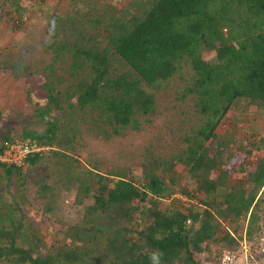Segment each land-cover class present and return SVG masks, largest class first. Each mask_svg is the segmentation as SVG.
<instances>
[{
  "label": "rangeland",
  "instance_id": "1",
  "mask_svg": "<svg viewBox=\"0 0 264 264\" xmlns=\"http://www.w3.org/2000/svg\"><path fill=\"white\" fill-rule=\"evenodd\" d=\"M130 1L0 0V145L12 136L40 134L49 146L12 172L0 164V227L10 231L19 228L16 244L35 256L72 248L81 252L80 259L63 264H108L103 236L97 243L78 230L109 219L107 215L97 217L88 209L95 202L99 174L109 176L107 181L121 173L140 189L145 188L149 172L165 180L164 195L136 198L124 218V237L132 246L139 238L138 231L150 222L151 209L179 206L187 211L198 204L194 208L203 211L208 205L209 197L198 189L191 161L186 159L187 138L204 121L196 109L195 95L185 93L194 75L189 64L161 85L147 87L154 93L156 108L138 115L137 128L127 126L114 133L104 125L98 132L92 116L69 108L76 98L71 95L74 83L82 72L73 68L72 52L55 50L54 41L63 40L64 29L83 20V14L92 8L113 6L119 13L121 9L135 13L144 6L143 0H137L135 6ZM97 35L102 37L99 32ZM215 54V50H203L205 58ZM47 82L55 89L57 104L48 100ZM217 134L205 142L210 156H217L219 163L211 177L220 183L224 194L240 188L249 191V173L264 158V106L239 101L221 119ZM178 194L199 202L186 205ZM218 194L213 196L222 203L224 197ZM261 201L262 197L256 205L260 217L253 227L252 210L239 217L217 212L220 229L207 237L200 229L201 217L187 237L196 259L202 264H217V250L234 247L244 237L257 251L264 244ZM229 231L236 234V241L224 237ZM7 246L9 237L0 232V247ZM15 261L14 255H0V264H31Z\"/></svg>",
  "mask_w": 264,
  "mask_h": 264
},
{
  "label": "trees",
  "instance_id": "2",
  "mask_svg": "<svg viewBox=\"0 0 264 264\" xmlns=\"http://www.w3.org/2000/svg\"><path fill=\"white\" fill-rule=\"evenodd\" d=\"M143 2L144 6L135 13L125 9L119 13L113 6L104 10L92 8L83 14V20L71 22L64 29L63 40L54 41L55 50L72 52V66L82 72L74 83L71 95L76 98L69 108L92 116L98 123V132L104 125L114 133L127 126L137 128L138 115L156 108L154 93L147 87L161 85L189 64L194 75L185 93L195 95L196 109L204 121L187 138L186 159L191 161L198 189L209 197L208 205L203 211L194 208L198 204L187 211L179 206L151 209L150 222L138 231L139 238L132 246L124 237V218L130 214L136 198L164 195L165 180L156 172H149L145 188L140 189L121 173L107 181L109 176L99 174L95 202L88 209L97 217L107 215L109 219L78 230L97 243L103 236L108 264H202L187 239L201 217L200 229L207 237H213L220 229L217 212L239 217L252 210L251 227L260 217L256 205L264 185V158L249 173V191L240 188L224 194L219 190L220 183L211 177L212 169L219 165L217 156H210L205 142L218 136V125L234 104L246 100L264 106V0ZM129 4L135 6L137 0ZM205 49L215 50V56L205 58ZM44 88L48 100L57 104L52 84L47 82ZM26 136L45 141L40 134ZM40 154H31L28 159ZM0 164L8 172L20 167L1 160ZM214 193L224 197L222 203H218ZM0 232L9 237V246L0 247V255L16 256L15 263L22 260L31 264H63L81 257V252L72 248L35 256L16 244L19 228L10 231L1 226ZM233 234L229 231L224 237L236 241Z\"/></svg>",
  "mask_w": 264,
  "mask_h": 264
},
{
  "label": "built area",
  "instance_id": "3",
  "mask_svg": "<svg viewBox=\"0 0 264 264\" xmlns=\"http://www.w3.org/2000/svg\"><path fill=\"white\" fill-rule=\"evenodd\" d=\"M49 146L38 138L30 136H12L0 145V160L9 164L22 166L31 154L42 152ZM186 205L189 201L198 203L186 194H178ZM236 236L235 234H233ZM237 238V236H236ZM217 264H264V244L255 251L252 243L244 237L236 247L223 246L216 252Z\"/></svg>",
  "mask_w": 264,
  "mask_h": 264
},
{
  "label": "crops",
  "instance_id": "4",
  "mask_svg": "<svg viewBox=\"0 0 264 264\" xmlns=\"http://www.w3.org/2000/svg\"><path fill=\"white\" fill-rule=\"evenodd\" d=\"M262 197V205L264 206V185L261 187L259 193H258V196L257 198L260 199ZM264 214V213H263Z\"/></svg>",
  "mask_w": 264,
  "mask_h": 264
}]
</instances>
